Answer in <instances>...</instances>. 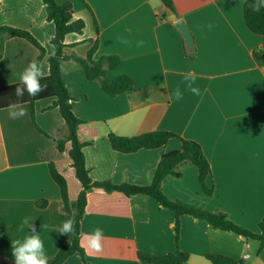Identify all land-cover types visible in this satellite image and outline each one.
Listing matches in <instances>:
<instances>
[{
    "label": "crops",
    "instance_id": "1",
    "mask_svg": "<svg viewBox=\"0 0 264 264\" xmlns=\"http://www.w3.org/2000/svg\"><path fill=\"white\" fill-rule=\"evenodd\" d=\"M173 1L176 13L161 0H56L60 5L70 3L74 20L86 24L83 34L66 37L64 55L86 58L98 35L94 59H122L105 80L112 83L126 75L135 82L134 92L112 97L99 83L88 80L75 60L64 63L63 78L74 98L75 115L101 124L100 137L84 148L90 177L116 185H150L162 153L180 149L181 141L172 139L163 149L122 154L112 149L108 135L170 131L201 145L212 168L207 184L214 194L205 195L198 169L191 164L182 167V178L165 181L164 193L211 212L224 211L236 225L259 233L264 219V36L247 27L244 0ZM179 19L193 34L194 54H188L175 26ZM2 26L29 31L36 38L46 50L40 66L48 77L47 58L55 54L51 41L56 28L47 20L43 0H0ZM139 41L143 46H137ZM39 54L24 39H8L3 52L0 49V88L20 83L21 73ZM187 73L195 74L193 86L199 95L187 89ZM177 87L183 92L179 101L172 97ZM53 102L44 99L34 105L37 124L47 136L32 123L30 104L21 105L27 115L20 119H10L9 108L0 110V264H15L11 243L23 241L31 231L23 224L25 218L36 227L48 259L74 237V230L60 235L69 216L49 168L54 163L66 178L75 215L81 191L71 193L61 168L69 156L59 152L55 140L66 130L59 109L50 108ZM43 201L46 204L40 207ZM175 221V213L152 197L93 190L88 194L80 242L91 264H150L138 254L177 253ZM97 228L103 232L99 253L88 248L85 239ZM259 248L258 241L214 229L192 216L181 217L180 249L190 255L187 264H212L208 254L264 264V249L258 253ZM63 264L84 262L73 255Z\"/></svg>",
    "mask_w": 264,
    "mask_h": 264
},
{
    "label": "trees",
    "instance_id": "2",
    "mask_svg": "<svg viewBox=\"0 0 264 264\" xmlns=\"http://www.w3.org/2000/svg\"><path fill=\"white\" fill-rule=\"evenodd\" d=\"M46 6L47 20L54 23L56 28L55 36L52 39V45L55 48V54L48 57L50 64V75L41 79V84H46L47 88L36 97H29L27 93L18 101L15 95V88L20 84H13L0 88V110L8 108L10 103L30 104L32 123L45 134L37 124L36 112L34 105L37 101L44 99H54L50 108H58L66 133L55 140L60 153H67L72 160V167L75 175L82 185V190L77 199V211L73 215L70 207L69 188L66 178L57 170L56 165H49L50 174L55 183L60 188L63 201V210L74 221V237L72 241L66 243L58 253L49 258V264H63L73 255H79L84 264H91L87 261L86 252L83 249L81 237V223L85 215L88 202V194L93 190H104L107 192L118 191L127 196L144 195L154 198L162 208L173 211L176 215L174 225L177 253L161 257L139 253L140 260L150 264H187L190 255L180 249L181 238V217L192 216L196 219L207 222L217 230H223L235 233L246 240H254L260 243L258 253L264 249V219L259 225L260 232L254 233L233 223L226 212H211L205 207L196 206L180 200L170 199L163 191V185L168 178H182V167L187 164L196 166L198 169L199 183L206 196L212 197L214 188L207 184L208 178L212 174L210 162L206 157L201 145L193 140L184 139L176 133L170 131H152L133 137H122L110 132L108 137L112 149L122 154H134L140 150H157L166 147L172 139L181 141V148L178 150L163 152L158 167L152 177V182L148 186H135L130 184L116 185L112 182L94 181L90 177L89 170L86 166V157L84 148L93 145L101 135V124L89 123L78 118L74 111L72 102L74 98L69 91L64 78L63 67L68 59L75 60L84 70L88 80L99 83L102 89L110 96L117 97L125 93L135 91L134 80L126 75L118 76L112 83H108L105 78L109 70L118 68L122 59L118 56H102L95 60L94 56L99 48V36L93 41L86 58L77 55L66 57L64 50L67 47L66 37L70 34H83L86 24L83 20H74L73 8L70 3L58 4L56 0H43ZM161 2L173 13H176V7L173 0H161ZM252 0H244V19L247 27L255 34L264 36V9L254 12L249 6ZM97 33L99 26L95 20ZM10 38H21L36 47L40 54L35 60L40 62L46 58V50L36 40V38L26 30L17 29L8 26L0 27V49L3 52L5 42ZM46 135V134H45ZM47 136V135H46ZM40 207H44L46 202H39ZM207 260L212 264H246V261L235 260L217 254H208Z\"/></svg>",
    "mask_w": 264,
    "mask_h": 264
},
{
    "label": "clouds",
    "instance_id": "3",
    "mask_svg": "<svg viewBox=\"0 0 264 264\" xmlns=\"http://www.w3.org/2000/svg\"><path fill=\"white\" fill-rule=\"evenodd\" d=\"M254 12H259L264 9V0H252L249 5ZM211 27V26H209ZM121 43H129L127 40L121 39ZM143 41H139L137 46H143ZM44 77V72L41 70L40 62L38 60H32L29 62L28 66L20 75V84L15 88V95L18 101L22 102V98L25 93L29 97H36L41 92L45 91L47 88L46 84H41V79ZM196 80L194 73H187L184 76V81L187 89L194 95H199L200 91L193 84ZM172 97L176 101L183 98V92L179 87H177L172 93ZM9 108V118L10 119H20L27 115V111L21 106V103H10ZM24 225L31 229L30 234L27 235L23 241L16 240L11 243V252L14 257L15 264H49L48 258L44 251V244L41 240L39 233L36 230L34 224L30 218H25L23 221ZM74 230V221L68 219L63 222L60 228V235H67ZM85 239L87 241V246L92 251L99 253L103 250L102 240L103 232L101 229L97 228L95 231L88 235L85 234Z\"/></svg>",
    "mask_w": 264,
    "mask_h": 264
},
{
    "label": "water",
    "instance_id": "4",
    "mask_svg": "<svg viewBox=\"0 0 264 264\" xmlns=\"http://www.w3.org/2000/svg\"><path fill=\"white\" fill-rule=\"evenodd\" d=\"M175 26L178 28V30L182 33L186 50L188 54H194L195 52V41L193 34L191 33L190 29L186 25L185 21L183 19H179L176 21Z\"/></svg>",
    "mask_w": 264,
    "mask_h": 264
},
{
    "label": "rangeland",
    "instance_id": "5",
    "mask_svg": "<svg viewBox=\"0 0 264 264\" xmlns=\"http://www.w3.org/2000/svg\"><path fill=\"white\" fill-rule=\"evenodd\" d=\"M71 165H72V160L68 158L66 164L63 165V167L61 168H63L62 170H64V172L68 176V180L71 186V193L78 195L79 192L81 191L82 185L80 181L77 179L75 175V170L73 167H71Z\"/></svg>",
    "mask_w": 264,
    "mask_h": 264
}]
</instances>
